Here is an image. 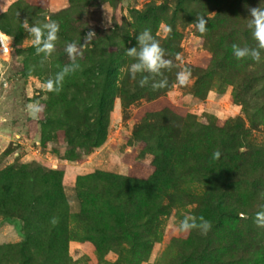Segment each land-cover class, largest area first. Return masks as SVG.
I'll list each match as a JSON object with an SVG mask.
<instances>
[{"label":"trees","instance_id":"1","mask_svg":"<svg viewBox=\"0 0 264 264\" xmlns=\"http://www.w3.org/2000/svg\"><path fill=\"white\" fill-rule=\"evenodd\" d=\"M100 1L115 4V0ZM185 1L189 4L191 0ZM208 1L217 10L214 17L204 13L187 14L194 23L197 15L208 19V31L198 34L212 54L207 67L187 68L197 77L194 93L206 96L215 77L222 73L223 78L234 85V99L239 100L243 90L253 87L258 75L247 69V57L240 60L234 57L231 46L235 43L241 47H257L248 27L250 9L264 7V0ZM175 16L176 12L170 14L164 4L152 2L132 12L131 27L136 34L127 39L130 40L127 49L137 45L136 37L140 32L151 29L165 50V58L174 65L170 70H162V76L153 78L148 73H138L133 79L128 70L124 74L113 71L112 75L100 70L96 75L93 68L92 72L73 71L71 76L65 75L61 90L51 91L58 95L52 98V107L60 106L75 126V130L62 131L65 140L73 141L75 134L80 132L87 151L106 141L113 99L102 94L106 98L101 99L96 110L84 115L69 99L70 91L94 92L100 88L99 82L107 80L105 89L111 87L121 98L124 108L146 99L149 104L141 110L132 137L144 143V152L152 154V173L147 177L122 176L96 169L78 175L75 189L80 209L73 213L64 192L63 169L33 172L27 165L9 167L0 173V215L4 220L17 223L23 239L4 247L0 264H72L69 256L72 240L90 243L100 258L110 251H120L124 245H131L138 250L131 264H141L150 252L145 240L153 233L157 216L166 207L185 201L196 203L192 215L210 220L212 227L206 235L192 230L186 238H175L178 251L167 264H264V244H257V232L240 215H250L264 204V195L260 198L257 193L264 183V148L240 150L241 122L221 129L222 137L211 131L196 130L195 116L178 109L165 98L177 83L175 59L181 50L178 43L181 35L171 27L168 36L161 40L155 32L162 22L171 24ZM69 18L68 15L62 17L64 30ZM4 38L9 41L8 36ZM91 55H95L94 48ZM122 56L123 64L134 62L126 50ZM109 59L112 67L118 61L113 53ZM91 60L94 61L93 57ZM102 62L98 59L97 68ZM142 76L149 77L143 87L139 84ZM165 78L166 87L152 88L154 80ZM261 111L264 124V106ZM217 151L219 157L214 155ZM254 181L257 186L252 194L248 187ZM33 184L41 188L35 196ZM71 221H76L84 231L74 232Z\"/></svg>","mask_w":264,"mask_h":264},{"label":"rangeland","instance_id":"2","mask_svg":"<svg viewBox=\"0 0 264 264\" xmlns=\"http://www.w3.org/2000/svg\"><path fill=\"white\" fill-rule=\"evenodd\" d=\"M151 2L164 4L170 14L176 12L171 24L162 22L155 34L163 40L168 36L169 32L165 29L169 27L180 33L178 43L181 50L175 59L177 71H188V66L207 67L212 54L187 14L204 13L207 17H214L217 10L214 5H209L208 0H191L189 4L185 0H115L114 5L100 0H0V36L4 42L0 47V173L9 167L22 165H27V169L33 172L36 169H63L64 192L73 213L80 209L75 189L78 175L96 169L122 176L147 177L152 173V154L144 152V143L132 137L141 110L149 104L146 99L124 108L117 93L111 87L105 89L109 83L107 80L99 82L100 88L94 92L80 94L75 90L70 91L69 99L84 115H91L93 109L96 110L101 99L106 98L102 94L113 99L106 141L87 151L80 132H75L73 141L65 140L62 131L75 130V126L60 106L52 107L51 100L58 95L47 88L48 82L54 81L57 73L72 63L65 51L69 43H75L81 53L76 60L79 68L75 71L92 72L94 68L96 75L100 70L111 75L116 71L124 74L131 63L123 64L121 58L130 44L127 39L136 34L131 27L132 12L142 10ZM64 15L70 17L66 23L67 32L61 27ZM49 21L57 22L60 30L54 52L45 57L43 53L37 54L32 44L33 37L25 24L30 27ZM89 32L94 34L86 40ZM93 48L95 55L90 56ZM112 53L118 57L113 67L109 59ZM98 59L103 61L99 69L96 65ZM247 61V69L257 73V81L250 89L243 90L239 100L234 99V85L223 78L220 69L206 96L194 93L197 77L193 73L186 86L177 82L165 95L175 107L195 116L196 130L211 131L222 137L221 129L241 122L242 152L264 148L261 114L264 106V59L258 63L247 57ZM71 73L67 76H71ZM33 109L39 111L34 112ZM44 142L47 144L44 145ZM255 185L257 182L254 181L248 187L252 194L255 193ZM40 190L39 186L33 184L34 196ZM257 193L260 198L263 197L264 183ZM195 207L196 203L185 201L181 205L166 207L157 216L153 233L145 240L150 252L141 264H167L176 255L178 246L174 239L186 238L189 232L178 233L174 226L184 215H192ZM260 212H264V204L250 215H240L257 232V244L261 246L264 244V218L258 217ZM70 227L78 234L84 231L76 221H71ZM22 239L17 223L4 220L0 215V256L7 244ZM136 251L133 246L124 245L120 251H110L100 258L94 246L88 242L72 240L69 243L72 264H131Z\"/></svg>","mask_w":264,"mask_h":264},{"label":"clouds","instance_id":"3","mask_svg":"<svg viewBox=\"0 0 264 264\" xmlns=\"http://www.w3.org/2000/svg\"><path fill=\"white\" fill-rule=\"evenodd\" d=\"M208 19L205 16L197 15L195 20L196 30L204 34L208 31ZM27 31L33 37L32 44L36 49L37 54L43 53L45 57L51 55L55 50V42L58 39L60 30L59 24L55 21H49L41 25L28 26L25 24ZM251 30L252 37L257 41V47L250 48L248 46L241 47L238 44H232V52L237 60L250 57L255 62H262V50H264V7H254L250 9V20L248 24ZM166 32H171V28H166ZM94 33L89 32L86 40H89ZM137 45L126 49V54L132 57L134 62L129 65L128 72L131 78L135 79L137 74L148 73L153 78L162 76V70H170L174 65L171 60L165 58V50L160 46L159 42L153 36L151 29H144L137 37ZM68 57L72 63L66 65L55 77V81H49L47 88L49 91L59 92L61 90L64 76L79 68L76 62L77 57L81 54L75 43H69L65 48ZM179 59V57H177ZM191 73L189 71H180L177 73V82L181 86H186L189 83ZM149 77L142 76L139 84L143 87L148 83ZM167 86V79H161L152 83V88L160 89ZM31 107V106H30ZM34 112L39 109H33ZM219 157L220 153H214ZM258 217L264 218V212L258 213ZM55 223V221H53ZM212 227V222L205 219L203 216L195 217L193 215H184L183 219L174 226V230L178 233H188L192 230H199L202 235H206Z\"/></svg>","mask_w":264,"mask_h":264},{"label":"water","instance_id":"4","mask_svg":"<svg viewBox=\"0 0 264 264\" xmlns=\"http://www.w3.org/2000/svg\"><path fill=\"white\" fill-rule=\"evenodd\" d=\"M3 45V41H2V38L0 36V47Z\"/></svg>","mask_w":264,"mask_h":264},{"label":"built area","instance_id":"5","mask_svg":"<svg viewBox=\"0 0 264 264\" xmlns=\"http://www.w3.org/2000/svg\"><path fill=\"white\" fill-rule=\"evenodd\" d=\"M3 44H4V42H3Z\"/></svg>","mask_w":264,"mask_h":264}]
</instances>
